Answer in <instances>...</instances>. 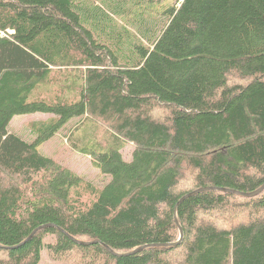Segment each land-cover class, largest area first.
<instances>
[{
  "label": "trees",
  "instance_id": "16d2710c",
  "mask_svg": "<svg viewBox=\"0 0 264 264\" xmlns=\"http://www.w3.org/2000/svg\"><path fill=\"white\" fill-rule=\"evenodd\" d=\"M122 1L0 0V264H264V190L228 192L264 184V0H173L150 44ZM33 113L35 141L8 132ZM75 117L118 140L71 143L100 187L38 150Z\"/></svg>",
  "mask_w": 264,
  "mask_h": 264
},
{
  "label": "rangeland",
  "instance_id": "374dc122",
  "mask_svg": "<svg viewBox=\"0 0 264 264\" xmlns=\"http://www.w3.org/2000/svg\"><path fill=\"white\" fill-rule=\"evenodd\" d=\"M113 2L114 4H116L118 0H113ZM131 2L132 0H123L119 3L121 8L119 10L120 12L111 13L109 10H104V12H108L105 13V15L111 17L115 21L117 26H124L129 28V30H131V32L137 37H139V39L150 44V42H148L144 38V36H142L141 32H145L146 30L148 31L149 27L156 24V26L158 27V24L163 21L162 16H160V12L163 9V7L161 6L167 5V3L173 4L174 2L173 0H151L152 7H149L150 11L148 13V20L144 19L142 15H140L137 20H135V23H131V13L134 10L133 8H131ZM151 8L154 11H151ZM138 25H141V27H139ZM153 117L155 119H160V117H158V114H154ZM51 118H53V115L42 113L16 115L10 121L7 130L10 133L20 136L25 141L33 142L37 139V136L31 128L34 127V125L38 122L40 123L45 120H50ZM92 127L96 129L93 130ZM70 133H72V138L70 139V141H67V137ZM76 139H79V142L87 148H92L97 142L102 144H111L113 140L118 141L109 131L104 128V126L93 124L82 117H75L70 119L62 128L55 131V133L47 141L40 144L38 146V150L43 155L48 156L54 159L56 162H59L65 167L71 169L72 171L83 177L86 181H89L92 184L100 187L101 185L106 183L108 177L106 178L102 176L99 171L93 167L90 157L81 154L78 148L76 149V147L75 149H72L73 147L71 148L72 141H75ZM119 147L121 149L120 152L123 156V159L125 161H130L133 146L128 143H120ZM83 149H85V147ZM38 264L74 263H67L62 260H53L43 249L40 253V261Z\"/></svg>",
  "mask_w": 264,
  "mask_h": 264
},
{
  "label": "water",
  "instance_id": "95a60500",
  "mask_svg": "<svg viewBox=\"0 0 264 264\" xmlns=\"http://www.w3.org/2000/svg\"><path fill=\"white\" fill-rule=\"evenodd\" d=\"M212 189H216V188H203V189H199V190H197V191H193V192H191V193L185 195L184 197H182V198L179 200V202H181L184 198H186V197H188V196H190V195H193V194L199 193V192H201V191L212 190ZM263 190H264V184H263L258 190L254 191V192H251V193H240V192H237V191H228V192L233 193V194H238V195H241V196H243V197H253V196H256V195H258L259 193H261ZM222 191H223V190H222ZM224 191H226V190H224ZM179 202H178V203H179ZM49 226H53V225H49ZM43 227H45V226H43ZM41 228H42V227H40V228H38V229H41ZM38 229H36V230L33 232V234H34ZM33 234H32V235H33ZM32 235H31V236H32ZM31 236H30V237H31ZM182 237H183V232H182V230L180 229V237H179V240H178L176 243L172 244V245H177V244H179V243L182 241ZM75 242H77V243L80 244V245H92V244L100 243L99 241L81 242V241H76V240H75ZM167 245H168V244H167ZM167 245H164V246H167ZM106 248H107V247H106ZM143 248H144V247L137 248V249L133 250L132 252L127 253V255L135 254L136 252H139V251L142 250ZM107 249H108L111 253H113V251H111L109 248H107ZM125 255H126V254H125Z\"/></svg>",
  "mask_w": 264,
  "mask_h": 264
}]
</instances>
